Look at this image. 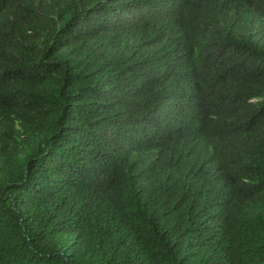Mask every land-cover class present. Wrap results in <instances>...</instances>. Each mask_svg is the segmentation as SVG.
<instances>
[{"label": "trees", "instance_id": "trees-1", "mask_svg": "<svg viewBox=\"0 0 264 264\" xmlns=\"http://www.w3.org/2000/svg\"><path fill=\"white\" fill-rule=\"evenodd\" d=\"M0 264H264V0H0Z\"/></svg>", "mask_w": 264, "mask_h": 264}]
</instances>
